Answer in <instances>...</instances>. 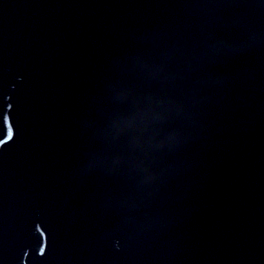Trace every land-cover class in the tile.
I'll list each match as a JSON object with an SVG mask.
<instances>
[{"label":"water","instance_id":"obj_1","mask_svg":"<svg viewBox=\"0 0 264 264\" xmlns=\"http://www.w3.org/2000/svg\"><path fill=\"white\" fill-rule=\"evenodd\" d=\"M0 264H264V0H0Z\"/></svg>","mask_w":264,"mask_h":264}]
</instances>
